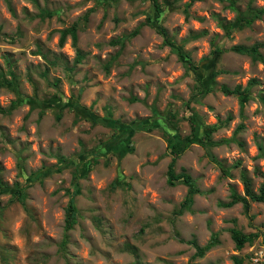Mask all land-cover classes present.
I'll list each match as a JSON object with an SVG mask.
<instances>
[{
	"label": "rangeland",
	"instance_id": "1",
	"mask_svg": "<svg viewBox=\"0 0 264 264\" xmlns=\"http://www.w3.org/2000/svg\"><path fill=\"white\" fill-rule=\"evenodd\" d=\"M156 2L0 0V264H255L264 202L243 177L258 194L264 64L233 47L264 42V15L239 14L264 0ZM72 24L76 43H60ZM172 157L198 190L180 214ZM232 191L248 203L225 206ZM233 219L252 236L240 250ZM214 239L201 257L187 242Z\"/></svg>",
	"mask_w": 264,
	"mask_h": 264
},
{
	"label": "trees",
	"instance_id": "2",
	"mask_svg": "<svg viewBox=\"0 0 264 264\" xmlns=\"http://www.w3.org/2000/svg\"><path fill=\"white\" fill-rule=\"evenodd\" d=\"M151 1H152V3H154L157 6V13L159 14L160 10L158 9L159 7L157 5L156 0H151ZM221 1H227V3H229V6L235 10V0H221ZM239 14H241L242 20H244V22L246 24H249L255 18L260 17L261 15H264V8L263 7L262 8H255V9L250 8L247 11L239 12ZM87 15H88V13H86L84 15V17L86 18ZM149 24L156 25L153 23V21L149 22ZM160 31L164 37L165 43L171 47H175V44L167 38L168 36L166 34L165 29L161 27ZM137 32H138V29L136 28L134 31H132V33L129 34V36H134L137 34ZM67 34L71 35L72 41L75 44L77 41V29H76L75 24H72V26L61 31L60 39H59L60 43H62L64 41ZM261 47H264V42H257L250 47H243L241 45H235L233 47V49L238 51V52H250L251 55H253L255 58H259V60H261V62L264 64V57L259 55V49ZM81 57H82V53L79 50H77L76 61L79 62ZM179 58L182 61H186L185 56L182 53H179ZM220 89L226 95L237 96L242 104L248 100L249 90L247 88L242 89L238 85V86L231 89L227 86L222 85L220 87ZM193 97H194V95H193ZM1 111H4V110L0 108V112ZM259 148L261 150L260 153L264 154V148L262 147L261 144L259 145ZM172 152H173V150H172ZM174 164H175V157H172V159L170 160V162L168 164L167 182L170 185H173L175 180L182 178L183 183L186 184L188 187L186 197L183 200V202L181 203L180 209L178 210V214H180L183 210L188 209L191 206L193 195H194V193L198 192V190L195 188V184L187 172L182 171L178 174L174 173V171H173ZM221 170L223 173H227V171H228L224 167H221ZM260 174L262 176H264L263 173H260ZM73 180L75 181V177ZM243 184H244L245 195H247L248 198H250L254 201L264 202V182L261 184L258 194H255L250 190V181L246 177H243ZM67 193L69 195V199H68V203L66 206V212H65V230L66 231H68L69 229L72 228V226L75 222L74 213L76 211V206L74 205L73 198H72L73 192L70 189H67ZM240 200H242L245 204L248 203L247 198L242 197L239 194H237L236 192L232 191L230 194V200L227 203H225V206H232L233 204H235L236 202H238ZM232 222H233V226L230 229L231 238L235 244V248L237 250H240L243 248L245 243L250 242L252 240V236L250 234H244L239 228H237L235 225V222H236L235 219H233ZM187 242L192 244L195 247L196 251L194 253V256H200L201 257L205 254L206 251H208L214 244L217 243V240L214 239L212 241H209L203 246H199L198 244H196V242L194 240H188ZM232 259H233V264H243V261H244L243 257H239V256H235V255L232 257ZM187 264H196V263H187Z\"/></svg>",
	"mask_w": 264,
	"mask_h": 264
},
{
	"label": "built area",
	"instance_id": "3",
	"mask_svg": "<svg viewBox=\"0 0 264 264\" xmlns=\"http://www.w3.org/2000/svg\"><path fill=\"white\" fill-rule=\"evenodd\" d=\"M255 254L257 255V257H255V259H254L256 261L255 264H259L261 258L264 256V251L263 250H258V252L255 253Z\"/></svg>",
	"mask_w": 264,
	"mask_h": 264
},
{
	"label": "clouds",
	"instance_id": "4",
	"mask_svg": "<svg viewBox=\"0 0 264 264\" xmlns=\"http://www.w3.org/2000/svg\"><path fill=\"white\" fill-rule=\"evenodd\" d=\"M258 250H263V251H264V248H260V249H258ZM258 250H257L255 253H257V252H258ZM254 255H256V254H254ZM255 257H257V255H256ZM263 258H264V256L261 258V260H260V263H259V264H263V263H261ZM254 259H255V258H254ZM254 259H253V260H254ZM254 261H255V260H254ZM255 263H256V261H255Z\"/></svg>",
	"mask_w": 264,
	"mask_h": 264
}]
</instances>
